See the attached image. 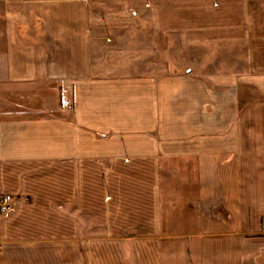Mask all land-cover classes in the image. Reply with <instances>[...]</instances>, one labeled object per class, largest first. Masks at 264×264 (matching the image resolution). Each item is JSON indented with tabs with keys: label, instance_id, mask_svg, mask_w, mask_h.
I'll list each match as a JSON object with an SVG mask.
<instances>
[{
	"label": "crops",
	"instance_id": "1",
	"mask_svg": "<svg viewBox=\"0 0 264 264\" xmlns=\"http://www.w3.org/2000/svg\"><path fill=\"white\" fill-rule=\"evenodd\" d=\"M249 89L264 0H0V264H264Z\"/></svg>",
	"mask_w": 264,
	"mask_h": 264
},
{
	"label": "rangeland",
	"instance_id": "2",
	"mask_svg": "<svg viewBox=\"0 0 264 264\" xmlns=\"http://www.w3.org/2000/svg\"><path fill=\"white\" fill-rule=\"evenodd\" d=\"M240 97H241V99L245 98L246 100H254V99H261V98L264 99V92H258V91H252V90L250 91V89H249L248 92H245V93H243V91L240 92ZM2 199H0V213H5V211L9 208V203H8L9 200L6 202L8 207L6 206L5 211H3L2 210L3 208L1 206Z\"/></svg>",
	"mask_w": 264,
	"mask_h": 264
},
{
	"label": "built area",
	"instance_id": "3",
	"mask_svg": "<svg viewBox=\"0 0 264 264\" xmlns=\"http://www.w3.org/2000/svg\"><path fill=\"white\" fill-rule=\"evenodd\" d=\"M9 200V198H8V196H6V197H4L3 199H2V202H1V206H2V210L3 211H5V209H6V206H7V204H6V202ZM8 207V206H7Z\"/></svg>",
	"mask_w": 264,
	"mask_h": 264
}]
</instances>
